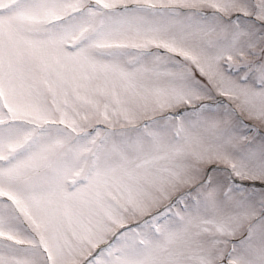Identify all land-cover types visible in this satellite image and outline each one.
I'll return each mask as SVG.
<instances>
[{
    "label": "snow or ice",
    "instance_id": "obj_1",
    "mask_svg": "<svg viewBox=\"0 0 264 264\" xmlns=\"http://www.w3.org/2000/svg\"><path fill=\"white\" fill-rule=\"evenodd\" d=\"M0 264H264V0H0Z\"/></svg>",
    "mask_w": 264,
    "mask_h": 264
}]
</instances>
